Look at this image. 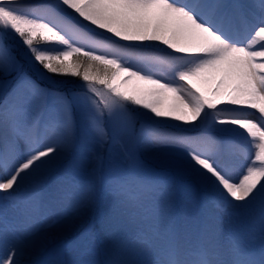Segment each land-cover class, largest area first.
<instances>
[{"label":"snow or ice","instance_id":"snow-or-ice-1","mask_svg":"<svg viewBox=\"0 0 264 264\" xmlns=\"http://www.w3.org/2000/svg\"><path fill=\"white\" fill-rule=\"evenodd\" d=\"M0 98V264H264V0H0Z\"/></svg>","mask_w":264,"mask_h":264},{"label":"rangeland","instance_id":"rangeland-1","mask_svg":"<svg viewBox=\"0 0 264 264\" xmlns=\"http://www.w3.org/2000/svg\"><path fill=\"white\" fill-rule=\"evenodd\" d=\"M21 2L22 3H28V2L38 3L39 0H21ZM6 43L13 48L14 54L17 56L18 59L21 60L22 63H24L22 53L25 51V48H24L23 44L21 43V41L13 33L9 32L7 35ZM41 43H43V42H41ZM121 43H124V42H121ZM49 47H52L53 54H58V52L60 50H64L62 48V46L49 45ZM161 47H164V46H161ZM73 59L76 60L77 57L74 56ZM79 62L83 65V68H86L88 66V64L90 63V61L86 60L83 56L79 57ZM83 68L81 69V71H83ZM91 71L93 73H101L102 74L104 72V68H103V66L94 65L93 68L91 69ZM33 78H35V77H33ZM54 79L63 81L62 87L64 89H68V90L80 91L83 89L84 84H85V82L82 80V78L74 77V76H56V77H54ZM162 82H166V81L162 80ZM42 86H44V85L42 84ZM198 86L202 91H204L206 94L210 95L212 90L215 88V82L211 79H206V80L200 81ZM120 87L123 90V84H121ZM146 98L147 99H153L154 97L146 96ZM0 99H2V98H0ZM160 99L162 100V105H161L162 108H167L173 103L171 95L167 94V93L163 94L160 97ZM221 106H223V105H221ZM157 120H160L163 124L172 125L174 127H178L180 125V122L175 121L173 119L157 118ZM184 127H189V125H184ZM143 164L145 167V171L148 172L149 174H159L162 171L161 167L155 161H153L150 156L146 155L143 158ZM9 242L10 241H5L3 239V237H0V256L3 255L4 250L8 246ZM60 242H62V241L61 240L56 241V243H60ZM254 244H255V246L259 247L260 241L257 239L254 241ZM37 258L44 260V259H48L49 257H47L45 255H40Z\"/></svg>","mask_w":264,"mask_h":264},{"label":"bare ground","instance_id":"bare-ground-1","mask_svg":"<svg viewBox=\"0 0 264 264\" xmlns=\"http://www.w3.org/2000/svg\"><path fill=\"white\" fill-rule=\"evenodd\" d=\"M163 46V45H161ZM165 47V46H164ZM170 51V50H169ZM126 74L121 73L119 77L115 79V82L121 86L123 84V90H137L143 92L146 89L151 88L150 85H146L143 82L135 81V80H130L127 84H124L123 81L126 79Z\"/></svg>","mask_w":264,"mask_h":264}]
</instances>
